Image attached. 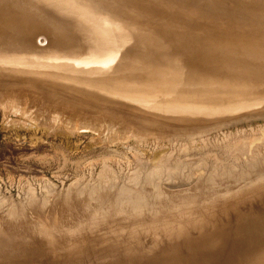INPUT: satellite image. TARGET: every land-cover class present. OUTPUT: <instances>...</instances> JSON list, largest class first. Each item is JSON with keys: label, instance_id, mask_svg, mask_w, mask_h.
<instances>
[{"label": "rangeland", "instance_id": "obj_1", "mask_svg": "<svg viewBox=\"0 0 264 264\" xmlns=\"http://www.w3.org/2000/svg\"><path fill=\"white\" fill-rule=\"evenodd\" d=\"M226 2L0 0L35 7L0 14L17 25L43 23L56 39L63 20H78L89 45L119 48L90 71L68 60L0 67V264H178L174 251L196 255L224 229L264 218V72L216 54L192 76L159 57L175 51L158 33L185 40L192 19L212 33L202 42L233 38L223 21L264 40L263 10ZM40 31L34 42L44 50L50 36ZM138 36L157 46L152 63L136 56ZM89 65L105 68V79ZM38 72L62 86L30 77Z\"/></svg>", "mask_w": 264, "mask_h": 264}, {"label": "bare ground", "instance_id": "obj_2", "mask_svg": "<svg viewBox=\"0 0 264 264\" xmlns=\"http://www.w3.org/2000/svg\"><path fill=\"white\" fill-rule=\"evenodd\" d=\"M162 1L168 6H176V5L180 4V0H177L176 2H173L175 0H162ZM242 1L248 2L249 4H245ZM153 2H155V1H150V3H153ZM33 4L36 7L39 6L37 3H33ZM223 5H226L227 7L241 6V7L252 8V9L253 8H261L263 11L260 12L258 14V16H260L261 18H264V0H228V2H226V4L224 3ZM34 8L35 7H32L30 5L24 6L21 4H9V5L0 4V14L14 11V12H17V13L23 15V14L29 13ZM185 9H186V7H185ZM91 11L94 12L96 15H98V13L94 9H91ZM166 14L170 15L168 13H166ZM190 14H192V13H190ZM192 15H194V14H192ZM175 17L179 18V16H175ZM187 17L190 20V18L192 16L188 15ZM209 18H211V17H209ZM72 20L73 19H66V20L62 21V27H65V33L62 36L59 35L56 39H54L51 32L43 27V23H30L27 25L20 26V25H17L16 23H14L12 20L6 19L5 17L0 16V67L1 66L5 67V65H8L10 67L11 65L13 66L15 64H20L23 66L29 65V66L39 67V68H41V67L42 68H55V67L61 66L59 63H56V61L64 60V62H65V60H68L66 62H69V61H72L71 63L76 62L74 64V66L77 64L78 67H80L78 69H81L84 71V69L81 68V65H79V63L85 64L86 66L84 65V68L85 67L87 68V64H89V63H90V65H91V63H96V64L102 63L101 66L104 67V65L105 66L108 65V63H109L108 60H114L115 61L114 58H116L115 56L117 55L119 48L114 50L113 53H110L105 49L104 46H101V47H100V45L97 46L96 42H94L96 44L95 46H93L94 44L92 45L93 42L91 43V45H89L88 42L85 41L86 37L84 39L81 37V36L84 37L86 35V34L83 35V33H86L83 29L80 32L82 34L79 35L78 33H76L77 30H75V29L80 26L78 24V20L76 21L77 23H75V21L72 22ZM191 21H192V25L190 26V30H189L187 39L181 40L180 42H178L176 39H173V37L175 35H177L175 32H168L167 30H162L158 33V34H161L162 37H165L171 41V46H169V48H171V49H169V50L175 51L174 53H172L171 55H168V56H162V57L159 56L160 59L163 60V62L166 64V67L174 68L176 66H179L180 68H182L180 70L185 69L188 71L189 74H191L193 76V75H195V74H192L195 72L194 69L197 67H200L201 65L204 64L203 60H206L209 58H215L216 54H220L226 58H229V61L231 64H235L238 67L242 68V71L264 72V64H262L261 61L257 62V60H256V59H260V58L264 59V40H261V39L245 40L244 37H241L243 34L242 30H240L239 28H237L233 25H227L223 21V22H219V24H221L223 28H227L229 34L233 38L221 39L218 36L214 35L213 39L210 42H202L200 40L201 38L199 37V35L200 36H206V35H211L212 33H209L208 31L205 30V28H208L207 26L202 25L200 23H196L193 21V19ZM213 21H214V19H213ZM210 25H213V24L210 23ZM79 29H81V27ZM37 30H38V33L41 32L40 30H42V31L46 30L44 32H46L47 36L48 35L50 36V43H49L50 45L48 43L46 44L47 48L49 47V49H47L44 46L45 49L43 50L42 45L41 46L39 45L40 46L39 48L42 47L41 49H39L38 45H37V41H36V43L34 42L35 41L34 35H35ZM211 31H213V30H211ZM46 34L43 33V35H45V38H46ZM121 34H123V33H121ZM89 35H91V34H89ZM127 35H126V37L129 36V35L128 36ZM38 36H39V34L37 35V37ZM118 36H120V35L118 34L117 38H119ZM239 36L241 37V39H239L240 38ZM108 38L110 39L112 37H108ZM119 39L121 41L123 40L121 38H119ZM127 39L124 38V40H126L125 42L128 41ZM135 39H136V37H135ZM135 39H132V40L134 41ZM92 40H90V41H92ZM110 40H108V42ZM48 41H49V39H48ZM240 41H242V42H240ZM111 42H112V40H111ZM125 42L123 41L124 44H125ZM166 42H167V40H166ZM114 43H116L115 40H114ZM119 43H120V41H119ZM144 43H145V40L141 37H139L136 40L135 54H136V56H141L142 59H147L148 60L147 62L149 64L152 61V58L148 57V55L149 56L154 55L153 50L155 51L154 48H157V46L152 47L153 44L149 45L148 43L147 44L146 43L144 44ZM164 46H163V48H164ZM106 47L108 48V46H106ZM110 47H112V46H110ZM159 48H160V45H159ZM93 50H97V54H93L91 52ZM108 50H110V49H108ZM237 55H240V57H238ZM119 57L120 56H117L118 62L120 60ZM237 57L239 59L238 61L235 60V58H237ZM155 58L158 59V55ZM194 58L198 59V61H195ZM172 61H174L177 64L174 65ZM61 62H63V61H61ZM70 65H72V64H70ZM77 65L75 68H77ZM95 66H97V65H95ZM90 67L92 68L93 66H90ZM115 67L117 68V66H115ZM12 68L13 67H11L10 69H12ZM18 68L17 69L15 68L16 71L18 70ZM20 68H21V66H20ZM94 68H97V67H93V69H91L92 71L94 70L93 72L91 71L92 74H97L95 72V71H97L98 74H100L101 78L105 79L104 78L105 77V73H104L105 68H103L101 70H99L100 66L98 67V69H94ZM109 68L107 67V69H109ZM25 69H27V67H25ZM34 70H36V69H34ZM87 70L90 71V68L89 69L87 68ZM87 70L85 72L86 74L88 73ZM185 70H184V72H185ZM43 71H45V69H43ZM102 71H104V72H102ZM202 71L207 72L206 70H202ZM40 72H42V71H40ZM40 72H38V74H34V75H36L35 78H34L33 74H31L32 76H30L29 73H25V74L26 75L28 74L33 79L37 80V82L38 81L42 82V83L45 82V84H46V82H48L47 85H49L50 82H53V84L54 83L60 84L59 81L53 80L51 78H47L44 75H42ZM91 72H89V73L91 74ZM111 72H112V70H111ZM78 74H81V73H78ZM174 75L176 76L178 74L174 73ZM72 76L73 75H71V78H69L70 81H73V79L78 78L77 75H74L77 77H72ZM83 76H84V74H83ZM181 76L182 77H188V75H182V74H181ZM69 77H70V75H69ZM88 77L90 78V76H88ZM85 78H82V79H84L88 84L91 82L95 83L94 81L90 82V81H88L87 78L86 79ZM93 78H94V76H93ZM79 79L82 80L81 77ZM96 79H98V78H96ZM97 81H100V79H98ZM42 83H40V84H42ZM99 83L100 82H98V84ZM56 86L58 87L59 85H56ZM47 87H49V86H47ZM50 88H52V87L50 86ZM262 133H264V130ZM259 138H260V136H259ZM259 141H260V139H259ZM154 171H156V170H154ZM256 216H258L257 217L258 223H255V224L253 223V225H243V226H241L240 224L232 225V228L231 227L226 228L219 235H217V236L213 235V236H215L213 238L210 237V240L204 244V245L207 244V246H204L205 248L207 247V250L206 251L204 250V252L200 250L201 247L203 248V246L200 247L201 244L198 246V250H200L201 252L197 251L198 254H196V255H194L192 253L193 256H191V254H190L188 257L185 254L183 255L180 252L174 251V253H176L177 259L179 258L178 261L182 262V263L179 262L178 264H264V218H262L259 215H256ZM262 216L264 217V213ZM257 221H255V222H257ZM44 240H46V239L44 238ZM191 242H193L192 245L195 244L194 241H191ZM191 246L189 244V247H191ZM6 248H7V246H6ZM194 248L197 249L196 246ZM219 255H221L222 258H225L226 263H223V262H221V260L216 259V257ZM176 262L177 261H175V262L165 261L163 263L158 262L156 264H175ZM151 263H152V261H151ZM151 263L147 262L144 264H151ZM153 264H155V263L153 262Z\"/></svg>", "mask_w": 264, "mask_h": 264}]
</instances>
